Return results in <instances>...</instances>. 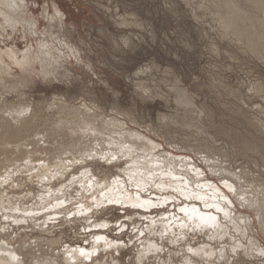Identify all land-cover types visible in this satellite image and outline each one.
<instances>
[{
	"label": "rangeland",
	"instance_id": "obj_1",
	"mask_svg": "<svg viewBox=\"0 0 264 264\" xmlns=\"http://www.w3.org/2000/svg\"><path fill=\"white\" fill-rule=\"evenodd\" d=\"M239 5L251 15L247 22L215 0H0V116L24 107L30 116L39 111L35 120L43 125L57 113L54 103L85 105L91 114L120 120L161 145L156 158L161 167L168 164L174 171L172 177L159 172L150 176L139 190L130 179L133 158L118 152L112 157L100 143L92 145L94 156L84 162L74 161L72 152L62 154L68 168L60 178H45L42 155H36L38 162L33 157L32 163H11L0 174L1 257L14 255L22 259L20 264H184L192 257L198 264H209L190 251L209 244L224 254L223 264H264V256L248 248L252 238L264 248V56L254 55L224 22L251 31L258 42L264 25L249 2L240 0ZM258 16L264 24V8ZM26 57L27 63L22 60ZM188 161L230 197L231 219L184 195L215 197ZM114 180L151 206L97 200L108 191L106 182ZM231 182L233 191L224 185ZM193 205L200 212L218 213L225 228L220 238L214 229L208 233L194 226L185 210ZM246 218L253 221L252 233L245 232ZM147 239L160 244L159 250L156 244L149 248ZM237 243L244 246L238 252L245 248L240 258L231 251Z\"/></svg>",
	"mask_w": 264,
	"mask_h": 264
},
{
	"label": "bare ground",
	"instance_id": "obj_2",
	"mask_svg": "<svg viewBox=\"0 0 264 264\" xmlns=\"http://www.w3.org/2000/svg\"><path fill=\"white\" fill-rule=\"evenodd\" d=\"M239 1L240 0H215V5H217L218 7L220 6H225L232 14H234V16L236 18H238L241 22H247L248 20L251 19V15L249 12L247 11H243L241 6L239 5ZM247 2H249L251 4V6H253L255 9H257V13H255V18L256 20L260 23V25H264L262 19L260 18V16H258V13L261 12L264 8V0H246ZM226 3V4H225ZM9 6V5H8ZM224 28L227 30H232L233 31V35L235 36V38H237L240 41H245L247 47L249 48V50L257 56H264V36L260 37V42L256 41L254 38V35L252 34L251 31L249 30H244V29H236L234 28L233 24L225 21L224 22ZM23 62L27 63V57L25 59H22ZM18 62V60H17ZM20 65V64H18ZM22 65V63H21ZM60 102V101H59ZM29 105V104H28ZM80 106V105H79ZM52 109H56L57 113L53 115V117L51 118L48 117L49 119L43 124H38L37 121L35 119H37L40 115V112L37 110H33L35 111L34 113H32V115L30 116V110L28 108H20L17 110H12L9 112H6L7 114L0 116V174L5 170H8L7 165L9 164H13L14 163H22L23 161L29 160V159H34L33 157H35L34 161H40V159H36V155L37 156H44L45 159L43 160V166L44 168V176L45 178H49V179H53L55 178L57 175H60L64 173L65 168L67 166V163H65L64 160H62V154H66L68 152H72L73 155L76 157L74 159V161L79 162V161H85L88 160L90 158H92L94 156L93 151L92 150V145L94 143H100L103 144L105 146H107L108 148H106L107 151H109V153H111L112 157L117 156V152L118 154H121L123 157H129V158H133L134 163L132 164V167L129 168V171H131V175H130V179L131 181H133L139 188V190H143L144 185L147 181V179L150 176H153L155 174H157L158 172L161 174H164V176H171L172 177V173L173 168L171 167H161V160L156 158L155 152L159 151L161 148V145L155 143L153 140L150 139V137H148L147 135H143V133H139L138 131L130 130L127 127V124L123 123V122H119L116 121L114 119H107L103 116H95L94 114H91V112L87 109V107L85 105L80 106V107H76V106H72V105H65V104H61V103H54L51 105ZM31 109V108H30ZM50 108V110H52ZM93 109V108H92ZM37 111V112H36ZM54 111V110H52ZM51 112V111H50ZM93 112V111H92ZM30 113V114H29ZM100 114V113H99ZM50 115V114H49ZM103 115V114H102ZM37 117V118H36ZM43 117V116H42ZM46 118V117H45ZM39 119V118H38ZM37 119V120H38ZM43 121V120H41ZM45 121V120H44ZM125 122V121H124ZM131 122V121H130ZM130 128V127H129ZM99 144V145H100ZM101 149V148H100ZM160 153V152H159ZM98 155V154H96ZM104 155V154H103ZM159 155V154H158ZM169 155V154H168ZM109 156V155H108ZM110 156V157H111ZM167 156V155H166ZM172 158V155H169ZM70 157V156H68ZM128 158V159H129ZM177 157H173V159ZM186 158H183V160ZM31 160H29V163ZM66 160V159H65ZM72 160V159H70ZM94 160V159H93ZM125 160V159H123ZM175 160V159H174ZM109 161V159H108ZM122 161V160H120ZM130 161V160H129ZM167 161V160H166ZM172 161V159H171ZM73 162V161H72ZM107 162V161H105ZM53 163L55 165H53ZM75 163V162H73ZM86 163V162H85ZM111 163V162H110ZM173 163V162H172ZM109 164V163H108ZM171 164V163H170ZM182 164V163H181ZM188 164L190 165L191 171H193L196 176L200 179L199 181L203 184L204 187H208L212 190L213 194L215 195V197H218L222 200L221 201H217L215 197H210L209 199L205 198V196L201 195V194H193V193H186L184 195L189 197H193L194 200H200L201 202H203V205L206 209H211L212 210H216V211H221L224 215V217H230L229 219H231L232 215V206L233 203L230 199V197L216 184L211 183L207 180L205 173L198 168V166L194 163H192V161H188ZM21 165V164H20ZM78 165V164H77ZM83 165V164H82ZM176 165V164H174ZM34 166V165H33ZM37 166V164H36ZM73 165H71L72 167ZM79 166V165H78ZM127 166V165H126ZM181 166V165H180ZM23 167V166H22ZM27 167V165H26ZM130 167V166H129ZM14 168V167H13ZM30 168V166H29ZM38 168V167H37ZM41 168V167H40ZM39 169V168H38ZM72 169V168H71ZM15 170V169H14ZM128 170V169H127ZM17 171V170H16ZM38 171V170H37ZM125 171V170H124ZM187 171V170H186ZM13 172V171H12ZM42 172V171H41ZM40 172V173H41ZM123 172V171H122ZM121 172V173H122ZM188 172V171H187ZM14 173V172H13ZM43 173V172H42ZM66 173V172H65ZM81 173V172H80ZM83 173V172H82ZM87 173H89L87 171ZM91 173V172H90ZM136 173V174H135ZM39 174V173H38ZM119 174V173H118ZM117 174V176H118ZM178 174V172H177ZM186 174V173H185ZM188 174V173H187ZM190 174V173H189ZM29 175V174H28ZM32 175V174H31ZM65 176V174H63ZM182 175V174H181ZM180 175V176H181ZM184 175V174H183ZM182 175V176H183ZM38 176V175H36ZM42 176V175H41ZM40 176V177H41ZM75 176V175H73ZM72 176V177H73ZM77 176V175H76ZM116 176V175H115ZM123 176V175H122ZM127 176V175H126ZM185 176V175H184ZM7 177V176H6ZM15 177V176H14ZM29 177V176H28ZM71 177V176H70ZM82 177V176H81ZM85 177V176H84ZM89 177V176H88ZM187 177V176H186ZM190 177V176H189ZM193 177V176H192ZM78 178V177H77ZM91 177H89L90 179ZM14 179V178H13ZM17 179V178H16ZM31 179V178H30ZM58 179V178H57ZM82 179V178H81ZM106 179V178H105ZM104 179V180H105ZM154 179H156L154 177ZM165 179V178H164ZM188 179V178H187ZM70 180V179H69ZM128 180V179H127ZM195 180V179H194ZM54 181V180H53ZM77 181V180H76ZM97 181V180H96ZM103 181V180H102ZM187 181V180H186ZM190 181L191 178H190ZM14 182V181H13ZM52 182V181H51ZM56 182V181H55ZM86 182V180H85ZM105 182V181H104ZM174 182V181H173ZM180 182V181H179ZM189 182V179H188ZM9 183V182H8ZM73 183V182H72ZM99 183V182H98ZM170 183V182H169ZM193 183V182H192ZM232 183V182H231ZM39 184V183H38ZM50 184V183H49ZM85 184V183H84ZM156 184V182H155ZM233 184V183H232ZM230 183H225L224 185L229 189L232 190L235 189L234 184L232 185ZM12 185V184H11ZM40 188H42V184ZM68 185V184H67ZM72 185V184H71ZM125 185V184H124ZM128 185V184H127ZM151 185V184H150ZM167 185V184H165ZM52 186V185H51ZM70 186V185H69ZM106 188L108 191L106 193H104L103 195H100V197L97 199L99 201H103L104 199L110 202H118V203H124V204H131L133 206H139L142 208H148L151 206L150 203H148L147 201H144L141 198V195L138 193L136 196H133L129 193L128 191L126 192L124 190V188H122V183H120L118 180H114L113 182H106L105 184ZM14 187V186H13ZM53 187V186H52ZM77 187V186H76ZM85 187V186H84ZM178 186H176L177 188ZM189 187V186H188ZM11 188V187H10ZM97 188V186H96ZM95 188V189H96ZM128 188V187H127ZM52 189V188H51ZM90 189V188H89ZM203 189V188H202ZM237 189V188H236ZM10 190V189H9ZM53 190V189H52ZM55 190V189H54ZM53 190V191H54ZM66 190V189H65ZM77 190V189H76ZM93 190V189H92ZM98 190V189H97ZM134 190V189H133ZM178 190V188H177ZM194 190V189H193ZM3 191V190H2ZM5 191V190H4ZM57 191V190H56ZM71 191V190H70ZM79 191V190H78ZM90 191V190H89ZM102 191V190H101ZM152 191V190H151ZM52 192V191H51ZM63 192V190H62ZM88 192V191H87ZM94 192V190H93ZM103 192V191H102ZM147 192V191H146ZM145 192V193H146ZM47 193V192H45ZM69 193V191H68ZM74 193V192H72ZM89 193V192H88ZM97 193V192H96ZM133 193V191H132ZM162 193V192H161ZM64 194V193H63ZM70 194V193H69ZM68 194V195H69ZM80 194H82L80 192ZM94 194V193H93ZM170 194V193H169ZM71 195V194H70ZM90 195V194H89ZM153 195V194H152ZM156 195V194H155ZM160 195V194H159ZM158 195V196H159ZM164 197L166 198L165 194H163ZM213 195V196H214ZM85 196V194H84ZM94 196V195H93ZM170 196V195H168ZM174 196V195H173ZM70 197V196H69ZM72 197H75L72 196ZM79 197V196H78ZM161 197V196H160ZM175 197V196H174ZM35 198V197H34ZM56 198V197H55ZM58 198V197H57ZM81 198V197H80ZM93 198V197H92ZM145 198V197H144ZM172 198V197H171ZM52 199V198H51ZM65 200V198H63ZM73 199V198H72ZM76 199V198H75ZM88 199V198H87ZM178 199V198H177ZM247 199V197H246ZM67 200V199H66ZM69 200V199H68ZM84 200V199H82ZM148 200V199H146ZM167 200V199H166ZM180 200V199H179ZM243 200V199H242ZM37 201V200H36ZM51 201V200H50ZM55 201V199H54ZM75 202L77 200H74ZM161 201V199H160ZM175 201V200H174ZM192 201V200H191ZM190 201V202H191ZM249 201V199H248ZM70 201H68L69 203ZM78 202V201H77ZM156 202V201H155ZM246 202V201H245ZM254 202V201H253ZM252 202V203H253ZM37 203V202H35ZM49 203V202H48ZM52 203V202H51ZM71 203V202H70ZM69 203V204H70ZM81 203V202H80ZM175 203V202H174ZM248 203V202H247ZM21 204V202H20ZM23 204V203H22ZM43 204V203H42ZM53 204V203H52ZM89 204V203H88ZM93 204V203H92ZM103 204V203H102ZM180 204V203H179ZM224 204V205H223ZM94 205V204H93ZM92 205V206H93ZM187 205V204H186ZM201 205V204H200ZM24 206V205H22ZM37 206V205H36ZM44 206V205H43ZM47 206V205H46ZM49 206V205H48ZM91 206V207H92ZM115 206V205H114ZM113 206V207H114ZM173 206V205H172ZM178 206V205H177ZM189 206V205H188ZM194 206V205H193ZM199 206V205H198ZM223 206V207H222ZM248 206L249 203H248ZM263 206H264V202H263ZM7 207V206H6ZM202 207V206H201ZM226 207L228 210H230L231 212H228V210H226ZM5 208V207H4ZM8 208V207H7ZM103 208V207H102ZM122 208V207H121ZM177 208V207H176ZM23 209V207H22ZM36 209V208H35ZM197 207H186L185 210L187 211V213H189V215L192 217L193 222H194V226H196L197 228L203 229V230H207L208 233L209 230L215 232V235L220 238L222 235L221 233L224 232L225 228L220 227V222L218 220V218L216 217L218 215L215 214L214 215H210L208 213H204V212H200L196 210ZM199 209V208H198ZM9 210V208H8ZM24 210V209H23ZM57 210V209H56ZM62 210H63V206H62ZM83 210V209H82ZM155 210V209H154ZM135 211V210H134ZM203 211V210H202ZM207 212V211H205ZM236 212V211H235ZM46 213V212H45ZM44 213V214H45ZM210 213V212H209ZM9 214V213H8ZM11 214V213H10ZM20 214V213H19ZM54 214V213H53ZM52 214V215H53ZM89 214V213H88ZM164 214V213H163ZM176 214V213H174ZM213 214V213H212ZM13 215V214H12ZM58 215V214H57ZM86 216V214H84ZM170 215V214H169ZM168 215V216H169ZM188 215V216H189ZM7 216V215H6ZM10 216V215H8ZM7 216V217H8ZM18 216V215H16ZM48 216V215H47ZM145 216V215H144ZM235 216V215H234ZM34 217V216H33ZM143 217V216H142ZM170 217V216H169ZM176 217V216H175ZM236 217V216H235ZM9 218V217H8ZM20 218V216L18 217ZM22 218V217H21ZM151 218V217H150ZM174 218V217H173ZM181 218V217H180ZM185 218V217H184ZM238 218V217H236ZM15 219V217H14ZM24 219V217H23ZM32 219V216H31ZM30 219V220H31ZM55 219V218H53ZM65 219V218H64ZM152 219V218H151ZM149 219V220H151ZM167 219V218H166ZM170 219V218H169ZM168 219V221H169ZM179 219V218H177ZM183 219V218H182ZM189 219V218H188ZM223 219V218H221ZM234 219V218H233ZM232 219V220H233ZM17 220V219H16ZM25 220V219H24ZM28 220V218H27ZM35 220V218L33 219ZM57 220V219H56ZM54 220V221H56ZM66 220V219H65ZM155 220V219H154ZM159 220V219H158ZM158 220H156L158 222ZM162 220V219H161ZM175 220V219H174ZM184 220V219H183ZM190 220V219H189ZM241 220V219H240ZM238 220V221H240ZM29 221V220H28ZM39 221V220H38ZM53 221V220H52ZM171 221V220H170ZM176 221V220H175ZM186 221V220H185ZM222 221V220H221ZM230 221V220H228ZM234 221V220H233ZM236 221V220H235ZM234 221V222H235ZM244 221V220H243ZM241 221V222H243ZM12 222V221H11ZM31 222V221H30ZM44 222V221H43ZM180 222V220H179ZM245 224L246 225V230L245 232H248L249 230L251 231V233L253 232V221L250 218H246L245 219ZM263 222V220H262ZM10 223V222H9ZM27 223V222H26ZM36 222H34L35 224ZM101 223V222H100ZM167 223V222H165ZM169 223V222H168ZM185 223V222H184ZM187 223V222H186ZM192 223V221H191ZM239 223V222H238ZM261 223V222H260ZM32 224V223H31ZM53 224V223H52ZM99 224V223H98ZM151 224V222H150ZM159 224V223H158ZM183 224V223H182ZM181 224V225H182ZM193 224V223H192ZM228 224V223H227ZM233 224V223H231ZM230 224V225H231ZM236 224V222H235ZM240 224V223H239ZM264 224V222H263ZM16 225V224H15ZM36 225V224H35ZM43 225V224H42ZM48 225V224H47ZM152 225V224H151ZM155 225V224H153ZM161 225V224H160ZM159 225V226H160ZM163 225V224H162ZM161 225V226H162ZM166 225V224H164ZM163 225V227H164ZM185 225V224H184ZM223 225V223H222ZM226 225V224H224ZM242 225V224H241ZM19 226V225H18ZM37 226V225H36ZM89 226V225H88ZM168 228L170 225H167ZM178 226V225H177ZM235 227V225H232ZM237 226V225H236ZM10 227V226H9ZM114 227V226H113ZM147 227V226H146ZM150 227V226H149ZM185 227H187L185 225ZM189 227V226H188ZM191 227V226H190ZM237 227H240V225H238ZM235 227V228H237ZM244 227V226H243ZM3 228V227H2ZM5 228V227H4ZM8 228V227H7ZM43 228V227H42ZM116 228V227H115ZM155 228V227H154ZM161 228V227H160ZM165 228V227H164ZM174 228V227H173ZM194 228V227H193ZM224 228V230H223ZM227 228V227H226ZM242 228V227H241ZM172 229V228H171ZM179 229V228H177ZM189 229V228H188ZM197 229V230H199ZM234 229V228H233ZM244 229V228H243ZM243 229L241 231H243ZM26 230V229H25ZM42 230V229H41ZM100 230V229H99ZM105 230V229H104ZM149 230V229H148ZM154 230V229H153ZM151 230V231H153ZM159 230V229H158ZM169 231V229H167ZM187 230V228H186ZM195 230V229H194ZM195 230V231H197ZM238 230V229H237ZM5 231V230H4ZM3 231V232H4ZM91 231V230H90ZM142 231V230H141ZM165 231V230H164ZM173 231V230H172ZM172 235L174 232H172ZM228 231V230H227ZM236 231V230H234ZM1 232V231H0ZM7 232V231H5ZM160 232V231H158ZM166 232V231H165ZM164 232V233H165ZM194 232V231H193ZM199 232V231H198ZM197 232V233H198ZM204 232V231H203ZM226 232V231H225ZM229 232V231H228ZM231 232V231H230ZM245 232H240L241 234H243V236H245ZM48 233V232H47ZM106 233V232H105ZM150 232H148L149 234ZM157 233V231H156ZM163 233V232H162ZM162 233L160 235H162ZM177 233V232H176ZM196 233V234H197ZM202 233V232H201ZM238 233V231H237ZM236 233V234H237ZM2 234V233H1ZM4 234V233H3ZM152 234V232L150 233V235ZM159 234V233H158ZM166 234V233H165ZM168 234V233H167ZM181 234V232H180ZM186 234H189L186 232ZM204 234V233H203ZM225 234V233H224ZM18 235V234H17ZM156 236V234H154ZM171 235V234H169ZM179 235V234H178ZM205 235V234H204ZM212 235V234H211ZM214 234L212 236V238L216 239ZM231 235V234H230ZM95 236V235H94ZM100 236V235H99ZM105 236V235H104ZM152 236V235H151ZM154 236V238H156ZM165 236V235H164ZM176 236V235H175ZM182 236V235H181ZM186 236V235H184ZM182 236V237H184ZM188 236V235H187ZM186 236V237H187ZM229 236V235H228ZM243 236L239 237L243 238ZM18 237V236H17ZM160 237V236H159ZM180 237V236H179ZM207 237V236H206ZM246 237V236H245ZM244 237V238H245ZM6 238V237H5ZM16 238V237H15ZM106 238V236H105ZM164 238V237H162ZM167 238V237H166ZM172 242H173V237H171ZM188 238V237H187ZM211 238V237H210ZM207 237V239H210ZM226 238V235H225ZM224 238V239H225ZM230 238V237H229ZM228 238V239H229ZM183 239V238H182ZM213 239V240H214ZM223 239V238H222ZM232 239H236L232 237ZM11 240V239H10ZM13 240V238H12ZM41 240V239H40ZM161 240V239H160ZM163 240V239H162ZM165 240V239H164ZM163 240V242H164ZM180 240V239H179ZM218 240V239H217ZM245 240V239H244ZM250 240V239H249ZM248 240V241H249ZM6 241V240H3ZM37 241V240H36ZM57 241V240H56ZM107 241V240H106ZM149 240L147 239V242ZM155 241V240H152ZM167 241V240H166ZM165 241V242H166ZM215 241V240H214ZM233 241V240H232ZM7 242V241H6ZM45 242V241H42ZM54 242V241H53ZM146 242V243H147ZM156 242V241H155ZM154 242V244H156ZM177 240L175 241L174 239V243H176ZM238 242V241H237ZM5 243V242H4ZM26 243V242H24ZM24 243L22 245H24ZM37 243V242H36ZM39 243V240H38ZM108 243V242H107ZM117 243V242H116ZM146 243L144 244V246L146 245ZM149 243H151V241H149ZM170 243V242H168ZM205 243V242H204ZM239 243H241L239 241ZM237 243V244H239ZM2 244V242L0 243ZM27 245L29 243H26ZM31 244V243H30ZM99 244V243H98ZM109 244V243H108ZM154 244H150L151 246L149 248H153ZM189 244V243H188ZM232 244V242H231ZM234 245L231 246V251L237 256H241L239 255V252L241 253L242 250L244 249H239L240 251L238 252L237 249L239 248H243L244 246L239 244V245ZM19 245V244H18ZM33 245V244H32ZM38 245V244H37ZM41 245V243H40ZM50 245V244H49ZM153 245V246H152ZM201 245V244H200ZM229 245V244H228ZM1 246V245H0ZM11 246V245H10ZM9 246V247H10ZM17 246V245H16ZM31 246V245H30ZM75 246V245H74ZM142 246V247H144ZM147 246V245H146ZM149 246V244H148ZM157 246V244H156ZM155 246V247H156ZM186 246V245H185ZM249 246V245H248ZM247 246V247H248ZM2 247V246H1ZM19 249L21 248L20 245L18 246ZM26 247V246H25ZM32 247V246H31ZM72 247V246H71ZM70 247V248H71ZM101 247V246H100ZM100 247L98 249H100ZM120 247V246H119ZM124 247V246H123ZM158 247V246H157ZM156 247V248H157ZM160 247V244H159ZM159 247L155 250L158 251ZM252 247L251 250L252 252H258L259 254H262L264 256V248L262 247V245L258 242L256 243V241L252 238L251 242H250V246L248 248ZM22 248L24 249V246H22ZM21 248V249H22ZM27 248V247H26ZM29 248V247H28ZM50 248V246H49ZM69 248V249H70ZM73 248V247H72ZM80 248V247H79ZM93 248V247H92ZM102 248V247H101ZM118 248V247H117ZM125 248V247H124ZM151 248V249H152ZM162 248V245H161ZM160 248V250H161ZM166 248V247H165ZM191 248V247H189ZM3 249V248H2ZM1 249V250H2ZM7 249V248H6ZM81 249V248H80ZM122 249V247H121ZM148 250V248H146ZM9 250V248H8ZM11 250V249H10ZM13 250V249H12ZM27 250V249H26ZM33 250V249H31ZM49 250V249H48ZM154 250V249H153ZM224 250V248H223ZM226 250V249H225ZM224 250V251H225ZM249 250V249H248ZM4 250H2L1 252H3ZM29 251V250H28ZM66 251V250H65ZM72 251V250H71ZM87 251V250H86ZM146 251V250H145ZM145 251H142L143 253ZM151 251V250H149ZM193 255L195 256H199L201 257V259L203 258V261L206 260L209 261V264H214L212 263V259H218L219 263L218 264H223L221 263V259H224V254H222L221 252L217 253L215 251L214 248H212L209 244L205 245L203 244V246L201 245L200 247L198 246V248L193 249V247L190 250ZM218 251V250H217ZM228 251V250H227ZM245 251V250H244ZM243 251V252H244ZM250 251V250H249ZM12 252V251H9ZM22 252V251H21ZM24 252V251H23ZM39 252V251H37ZM67 252V251H66ZM100 252V251H99ZM148 252V251H147ZM162 252V250H161ZM242 252V253H243ZM248 252V251H247ZM254 252V253H255ZM28 253V252H27ZM50 253V252H49ZM61 253V252H60ZM88 253V251L86 252ZM101 253V252H100ZM99 253V254H100ZM117 253V252H116ZM151 253V252H150ZM154 253V251L152 252ZM226 253V252H224ZM230 253V252H229ZM251 253V252H249ZM1 254V253H0ZM13 254V253H12ZM20 254V252H19ZM24 254V253H23ZM39 254V253H38ZM62 254H64L62 252ZM145 254V253H144ZM144 254L140 255L143 256ZM149 254V253H146ZM156 254V253H155ZM181 254V253H180ZM179 254V255H180ZM191 254V253H190ZM244 254V253H243ZM247 254V253H246ZM252 254V253H251ZM28 255V254H27ZM55 255V254H54ZM78 255V254H77ZM98 255V254H96ZM171 255V254H170ZM21 256V255H20ZM33 256V255H32ZM36 256V255H35ZM40 256V255H39ZM83 256V255H82ZM168 256V255H167ZM188 256V255H187ZM197 256V257H198ZM229 256V255H228ZM245 256V255H244ZM250 256L249 254L246 256L248 257ZM252 256V255H251ZM250 256V257H251ZM6 256V258L3 256H0V264H20V261L22 260H18L14 255H9V257ZM31 258V256H29ZM38 257V256H37ZM57 257V256H56ZM74 257H78V256H74ZM84 257V256H83ZM93 257V256H92ZM91 257V258H92ZM139 257V256H138ZM169 257V256H168ZM185 257V256H184ZM189 257V256H188ZM186 257V258H188ZM194 257V256H193ZM227 257V255H226ZM38 258H41L38 257ZM36 258V259H38ZM54 258V257H53ZM66 261L68 257H65ZM184 258V259H186ZM240 258V257H239ZM244 258V257H242ZM35 259V258H34ZM52 259V257H51ZM64 259V258H63ZM69 259V258H68ZM143 259V258H142ZM170 259V258H169ZM200 259V258H199ZM198 259V260H199ZM200 259V260H201ZM205 259V260H204ZM226 259V258H225ZM224 259V260H225ZM229 259V258H228ZM59 260V259H58ZM65 260V259H64ZM70 260V259H69ZM78 260V258H77ZM80 261H82L81 259H79ZM93 260V259H92ZM41 261V260H39ZM38 260H35L34 263H38ZM51 261V260H50ZM54 261V260H52ZM163 261V260H162ZM170 261V260H169ZM24 262V261H23ZM29 262L32 263V261L29 260ZM29 262H26L27 264H29ZM64 262V261H63ZM117 262V261H115ZM142 262V261H141ZM168 262V261H167ZM184 264H198L197 261H195L194 259L188 258L186 260H184ZM30 263V264H31ZM54 264H56V262H53ZM66 263V262H65ZM64 263V264H65ZM67 263H71L69 261H67ZM76 263V262H74ZM83 263V262H82ZM98 263V262H97ZM101 263V262H100ZM105 263V262H103ZM166 263V262H165ZM164 263V264H165ZM58 264V263H57ZM78 264V262H77ZM115 264V263H113ZM118 264V263H116ZM168 264V263H166ZM182 264V263H181ZM202 264V263H201ZM208 264V263H207Z\"/></svg>",
	"mask_w": 264,
	"mask_h": 264
}]
</instances>
